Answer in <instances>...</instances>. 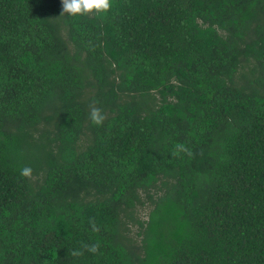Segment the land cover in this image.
Returning <instances> with one entry per match:
<instances>
[{"label": "trees", "instance_id": "16d2710c", "mask_svg": "<svg viewBox=\"0 0 264 264\" xmlns=\"http://www.w3.org/2000/svg\"><path fill=\"white\" fill-rule=\"evenodd\" d=\"M61 11L0 0V264H264V0Z\"/></svg>", "mask_w": 264, "mask_h": 264}, {"label": "clouds", "instance_id": "9594fccd", "mask_svg": "<svg viewBox=\"0 0 264 264\" xmlns=\"http://www.w3.org/2000/svg\"><path fill=\"white\" fill-rule=\"evenodd\" d=\"M62 11L61 14L67 13L70 16H85L92 14H102L107 13L112 7V0H61ZM96 101H93L89 105V114L88 118L92 124L96 126H101L106 119L105 114L102 109L96 106ZM181 152L186 153L187 155H191V150L187 148L184 144H177L175 146V150L171 153V155L176 156ZM32 168L30 166H24L20 170V175L24 178L31 179L32 177ZM89 224L91 226L92 231H98V227L96 226L94 220H90ZM100 244L99 242L93 244H84L82 245L83 250H73L71 255L73 257H79L84 254V251L89 253H97L99 250Z\"/></svg>", "mask_w": 264, "mask_h": 264}, {"label": "rangeland", "instance_id": "374dc122", "mask_svg": "<svg viewBox=\"0 0 264 264\" xmlns=\"http://www.w3.org/2000/svg\"><path fill=\"white\" fill-rule=\"evenodd\" d=\"M84 142H85V140L82 143H84Z\"/></svg>", "mask_w": 264, "mask_h": 264}]
</instances>
